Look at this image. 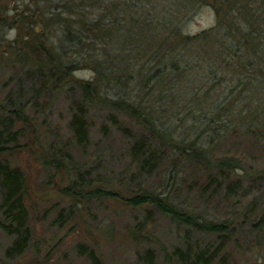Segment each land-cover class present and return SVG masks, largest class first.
<instances>
[{
    "label": "trees",
    "instance_id": "trees-1",
    "mask_svg": "<svg viewBox=\"0 0 264 264\" xmlns=\"http://www.w3.org/2000/svg\"><path fill=\"white\" fill-rule=\"evenodd\" d=\"M32 1L35 8H22L9 20L0 17V25L8 20L10 29L19 23L27 26L23 37L16 36L8 44L20 42L30 49L31 55H19V61L30 62L39 79L38 91L61 88L67 81L78 90L69 120L71 136L78 145L88 139L87 107L99 104L107 109L113 125L118 126L119 118L125 117L133 120L141 133L150 132L135 136L130 144V153L146 171L157 165L163 145L168 154L176 152L178 158L210 165L213 161L207 158L205 144L212 139L201 140L203 132L219 134L222 114L237 118L248 114L244 109L247 96L264 98V0ZM202 6L211 10L212 24L188 30V22ZM33 22L40 23L42 31H54L46 35L36 30ZM81 67L91 72L87 78L74 76ZM188 108L192 111L188 112L186 139L174 134L171 124ZM162 112L168 114L166 118ZM193 132L197 133L192 137ZM37 137V126L24 105L0 103V228L12 237L4 250L8 255L21 253L30 237L25 218V173L9 157L29 148ZM43 151L34 149L44 163L49 160L56 168L61 164L60 157L53 153L46 156ZM217 164L227 163L222 159ZM81 183L72 180L61 188L66 193L81 189L131 207H145L148 214L156 210L178 224L214 234L218 243L212 251L226 242L228 221L204 218L158 192L141 189L123 196L111 187L90 188ZM257 220L264 225V211ZM79 248L85 249L83 245ZM175 250L185 264H207L212 252L207 253L206 247ZM86 252L97 264L93 251ZM151 252L144 251L148 261Z\"/></svg>",
    "mask_w": 264,
    "mask_h": 264
},
{
    "label": "rangeland",
    "instance_id": "rangeland-1",
    "mask_svg": "<svg viewBox=\"0 0 264 264\" xmlns=\"http://www.w3.org/2000/svg\"><path fill=\"white\" fill-rule=\"evenodd\" d=\"M25 7L33 9L35 4L32 0H0V17L9 20ZM8 20L0 25V103L24 105L39 137L9 157L25 173L30 237L21 253L8 255L4 250L12 237L0 228V264H94L87 256L90 249L97 264H185L175 248L199 251L206 247L210 253L218 243L214 234L178 224L156 210L148 214L145 207H131L81 189L66 193L61 187L72 180L88 183L90 188L111 187L123 196L150 189L204 218L228 221L226 242L211 252L207 264H264V225L257 222L264 211V98L247 96L244 109L248 114L241 118L222 114L219 134L203 132L201 140L212 139L205 144L207 158L213 161L210 165L178 158L176 152L168 154L163 145L157 165L146 171L130 153V144L135 136L150 132L141 133L125 117L113 125L107 109L99 104L87 107V142H74L69 120L78 90L67 81L61 88L38 91L39 79L30 62L19 61V55H31L30 49L20 42L8 44L16 36L23 37L27 26L19 23L10 29ZM212 22L211 10L202 6L186 28L195 31ZM31 25L46 35L54 31H42L38 22ZM73 74L87 78L91 72L81 67ZM189 111L179 112L171 124L174 134L186 139ZM162 114L163 118L168 115ZM34 149H47L43 154L53 153L62 159L61 164L56 168L49 160L44 163ZM222 159L227 164H217ZM79 245L85 249L80 251ZM146 249L152 251L150 261Z\"/></svg>",
    "mask_w": 264,
    "mask_h": 264
}]
</instances>
